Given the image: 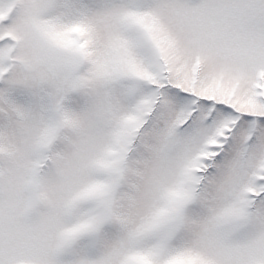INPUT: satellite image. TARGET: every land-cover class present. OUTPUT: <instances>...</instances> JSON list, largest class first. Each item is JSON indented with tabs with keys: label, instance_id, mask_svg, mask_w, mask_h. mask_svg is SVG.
<instances>
[{
	"label": "snow or ice",
	"instance_id": "6c2138e0",
	"mask_svg": "<svg viewBox=\"0 0 264 264\" xmlns=\"http://www.w3.org/2000/svg\"><path fill=\"white\" fill-rule=\"evenodd\" d=\"M0 264H264V0H0Z\"/></svg>",
	"mask_w": 264,
	"mask_h": 264
}]
</instances>
